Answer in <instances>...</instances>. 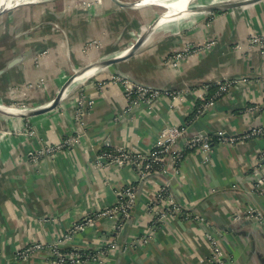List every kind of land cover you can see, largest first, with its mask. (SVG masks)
<instances>
[{"label":"crops","instance_id":"1","mask_svg":"<svg viewBox=\"0 0 264 264\" xmlns=\"http://www.w3.org/2000/svg\"><path fill=\"white\" fill-rule=\"evenodd\" d=\"M76 11L71 21L70 15L61 18L64 37H30L22 51L21 39L4 42L0 69L17 55L23 60L0 75L1 105L26 113L43 108L84 66L80 49L91 36L90 24L100 23L91 16L100 11ZM254 36H264V0L215 13L189 37L157 38L152 48L146 42L115 66L136 83L180 94L176 101L161 94L151 105L129 106L116 78L129 80L105 68L72 80L59 103L42 114L0 112V264H52L44 249L24 258L17 253L61 239L75 222L112 207L131 185L135 202L121 227L115 228V218L102 217L61 242L63 250L82 255L79 264H214L209 236L219 241L229 264H264V221L250 218L264 217V179L257 185L264 175V132L223 144L215 135L222 130L229 139L264 129V38L257 43ZM44 38L49 53L40 57ZM205 40L213 43L179 65L163 63L186 42ZM231 80L240 83L213 108L189 117L213 96L212 87ZM79 98L93 105L76 118ZM186 124V139H209L208 157L181 138L174 158L165 159L157 174L142 177L132 165L97 161L101 150L147 152L161 129ZM69 137L77 142L65 143ZM160 189L167 190L164 207L177 210L156 220L153 199ZM112 241L116 246L108 250Z\"/></svg>","mask_w":264,"mask_h":264},{"label":"rangeland","instance_id":"2","mask_svg":"<svg viewBox=\"0 0 264 264\" xmlns=\"http://www.w3.org/2000/svg\"><path fill=\"white\" fill-rule=\"evenodd\" d=\"M117 1L129 5L119 6L113 0H69L68 2L66 0H38L30 4L17 5L14 8L8 9L0 16V53L3 52L5 41L7 44V42L13 41V39L18 41L21 39L22 51L23 48L27 49L28 44H25V40H29L30 37L32 39L47 37L51 32H58V34L64 37L66 28L61 23V18L63 20L64 17L66 18L70 15L69 19L71 21L75 19L77 15L76 10L79 8L86 9V11L98 8L100 15H92L91 18L96 17L101 19L100 23L90 24L89 34L91 36L87 38V41H85L80 49V52L85 54L87 58L83 64L80 63V65H84L82 67L84 68L102 59H109L117 53L124 52L142 38L145 41L141 47L147 45L144 43H150L157 38L159 40L161 38L189 37L193 30L195 32L196 28L204 27L213 14L227 10L222 8L213 12H207L203 10V7L238 3L244 0H195L196 2L191 0L188 8L192 12L178 19L180 21L179 25L171 28V24L173 25V23L178 22L177 20L172 21L162 28L155 30L156 32L153 31L151 34L149 31L152 23L163 12L161 7L156 5L133 6L132 3L138 0ZM68 3L71 5H68ZM69 11L70 14H68ZM9 30L12 33H9ZM15 36L16 38H14ZM47 41L46 38L42 40L40 48L43 52L40 53V57L42 55L46 56L49 53ZM212 43L211 40L198 43L188 41L182 50L173 52L169 60L166 59L163 63L166 65H179L187 57L206 50ZM152 45L153 42L150 43L149 47L152 48ZM0 65H3V58L1 57ZM100 70L103 69L100 68ZM96 73H93L91 76ZM263 179L264 175L262 178H259L261 181ZM257 185H260V183L258 184L257 182ZM259 218L260 221H264L263 215Z\"/></svg>","mask_w":264,"mask_h":264},{"label":"built area","instance_id":"3","mask_svg":"<svg viewBox=\"0 0 264 264\" xmlns=\"http://www.w3.org/2000/svg\"><path fill=\"white\" fill-rule=\"evenodd\" d=\"M263 38L264 36H254L252 40L254 42L261 43V40ZM116 80L119 82H123L124 96L129 106H135L140 103L151 105L156 98L161 96V94H163V96H167L172 101L181 99V95L173 91H163L161 89H153L142 85H136L131 82L124 81L118 77L116 78ZM235 83H240V81L231 80L226 81L224 83H218L217 89L213 96L208 98L198 107H195L196 112L194 116H199L205 110L213 108L216 99L222 97L228 91V89ZM92 105L93 100L84 101L82 98H79L75 109V117L78 118L84 115L85 112L89 108H91ZM186 131L187 124L165 127L160 130L155 144L149 151L142 153L121 148L115 150H101L98 155L97 161H106L108 163H113L118 166L132 165L142 177H145L148 174H157L163 167L165 159L168 160L169 157L174 158V156L170 154L172 152L173 154L175 153V151L173 150L174 144L181 138L185 139L188 148H199L202 151H205L208 157L211 152V147L208 141L209 139L198 134L191 136L189 139H186ZM263 132V128L253 129L244 136L229 139L224 136L225 133L222 130L216 131L215 135L219 140L218 142L223 144L227 141L233 143L236 140L248 138L257 134H261ZM69 142L72 143L77 141L73 137H69L65 143ZM62 146L63 145L60 144L57 146L44 147L42 150L38 151L35 154L34 158L36 159V156L38 157L39 154H52L56 150L60 149ZM257 182L258 184H262L263 180H258ZM166 194V189H160L153 199V204L155 205L156 209H158L155 213L156 220L166 218L169 215L170 210H177L174 205H172V208L164 207L163 203L166 202ZM134 202L135 187L132 185L127 186L121 191V197L112 207L99 210L75 222L71 226V230L64 234L61 239L53 241L48 245L32 244L25 250L18 252L17 255L19 257L24 258L30 255L31 253H34L35 251L44 249L50 255L52 259V264H79L82 262V255L73 250H63L60 246L61 242L63 240L69 239L73 233L82 231L86 226L93 225L94 221L102 217L115 218L116 221H118L116 223L115 228L121 227V221H124L126 218H128ZM260 216L261 215L259 214L254 215V213H250V218L254 221L260 222ZM201 222L203 223V221ZM209 243L212 249V261L214 262V264H229L230 262L223 255L221 247L214 237L209 236ZM115 246L116 243L112 241L108 243L107 249L112 250L115 248Z\"/></svg>","mask_w":264,"mask_h":264},{"label":"water","instance_id":"4","mask_svg":"<svg viewBox=\"0 0 264 264\" xmlns=\"http://www.w3.org/2000/svg\"><path fill=\"white\" fill-rule=\"evenodd\" d=\"M113 1L116 4H118L119 6H128L129 5V4H126V3L119 2L117 0H113ZM255 1H257V0H244V1L238 2V3H230V4H223V5L222 4L221 5H210V6L203 7V10L207 11V12H213V11H216V10H219V9H222V8L223 9H231V8H236L238 6H241V5H244V4H247V3H252V2H255ZM23 4H29V3L26 2V3H21L19 5H23ZM187 7H189V3L187 5ZM11 8H13V7H11ZM7 10L8 9L0 11V16L4 12H6ZM189 12H192V11L189 10V8H188L187 14H189ZM181 17H182V15H181ZM155 21H157V20H155ZM150 30H151V27H150ZM143 41H145L144 38L138 40L132 47L126 49L125 51L128 50V52L124 56L112 57V58H109V59H102L101 61H99V62H97L95 64L88 65V66L80 69L79 71H76L58 89V91L54 95L53 99L48 101L46 105H43V108H39L37 110H32V111H29V112L26 113V112H22V111H19L17 109H14L12 107H8V106H4V105L0 104V112L12 113V114L21 113V114H24L25 116H34V115L42 114V113L54 108L59 103L60 99L62 98V96H63V94H64V92L66 90V88L68 87V85L71 83L72 80L76 79V77H78L81 74H83L87 69H89V68L91 69V68H93L95 66H99L102 69L110 68L112 70V72L116 73V75H118V76H120V77H122L124 79H128L129 82L131 81V82H133L136 85H142V86H146V87H149V88H153V87H151L149 85H146L144 83H138V82L136 83V81H132V79H129L130 77H128L125 73H123L122 71H119L118 69L117 70L115 69L116 65H119L121 62L127 60L132 55H134L141 48V44L143 43ZM22 60H23V55H17L16 57H13L10 61H8L5 64L6 66L4 68L0 69V75L4 72V70H8V69L18 65L19 63H21ZM153 89H155V88H153ZM215 240L219 243V241L217 239H215ZM219 245H220V243H219Z\"/></svg>","mask_w":264,"mask_h":264},{"label":"bare ground","instance_id":"5","mask_svg":"<svg viewBox=\"0 0 264 264\" xmlns=\"http://www.w3.org/2000/svg\"><path fill=\"white\" fill-rule=\"evenodd\" d=\"M35 1H38V0H0V11L10 9L11 7L14 8L15 6H17L21 3L28 2L30 4V3H33ZM190 1L191 0H138L137 2L135 1V3H132V5L133 6L134 5L135 6L136 5H138V6L139 5H156V6H159L163 9V12L161 13V15H159L155 19L157 21L154 20V22L151 25V30L149 31V33L151 34V33H153V31L162 28L163 26H165L166 24H168L172 21L177 20L178 22L173 23V25L171 24V28L176 26V25H179L180 21L178 19L181 17V15H182V17L187 15V12H188L187 5H188V3H190ZM141 45H143V43ZM127 52H128V50L121 52V53H117V54H115V56L113 55L112 57L124 56L127 54ZM112 57H110V58H112ZM100 68L101 67H99V66H95L91 69L89 68L80 76L77 75L78 77H76V80L84 81L87 77H90L93 73L98 72Z\"/></svg>","mask_w":264,"mask_h":264},{"label":"trees","instance_id":"6","mask_svg":"<svg viewBox=\"0 0 264 264\" xmlns=\"http://www.w3.org/2000/svg\"><path fill=\"white\" fill-rule=\"evenodd\" d=\"M2 65H0V67H1ZM213 88V91H212V93H215V90L217 89V85L216 86H214V87H212ZM209 97V96H208ZM207 97V98H208ZM210 98V97H209ZM202 104V102L200 103V104H198L196 107H198L199 105H201ZM195 112H196V109H193V111H192V113L190 114V116L189 117H193L194 115H195Z\"/></svg>","mask_w":264,"mask_h":264}]
</instances>
